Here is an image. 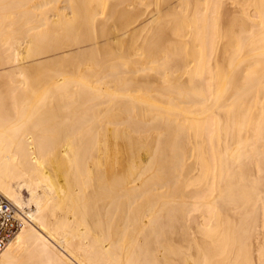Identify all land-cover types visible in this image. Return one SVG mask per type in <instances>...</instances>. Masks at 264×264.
Wrapping results in <instances>:
<instances>
[{
	"label": "bare ground",
	"instance_id": "obj_1",
	"mask_svg": "<svg viewBox=\"0 0 264 264\" xmlns=\"http://www.w3.org/2000/svg\"><path fill=\"white\" fill-rule=\"evenodd\" d=\"M0 196V264H264V0H0Z\"/></svg>",
	"mask_w": 264,
	"mask_h": 264
},
{
	"label": "built area",
	"instance_id": "obj_2",
	"mask_svg": "<svg viewBox=\"0 0 264 264\" xmlns=\"http://www.w3.org/2000/svg\"><path fill=\"white\" fill-rule=\"evenodd\" d=\"M27 215L7 198L0 196V252L17 235Z\"/></svg>",
	"mask_w": 264,
	"mask_h": 264
},
{
	"label": "rangeland",
	"instance_id": "obj_3",
	"mask_svg": "<svg viewBox=\"0 0 264 264\" xmlns=\"http://www.w3.org/2000/svg\"><path fill=\"white\" fill-rule=\"evenodd\" d=\"M150 18H152V19H150ZM150 20H153V17H149V18H148V21H150ZM70 52L72 53L73 51H70ZM64 54H65V52H62V53H59L58 56H62V55L64 56ZM67 54H68V53H67ZM50 58H51L50 56H49V57L46 56V58H45V57H43L42 59L40 58L39 61H41V60L43 61V60H46V59L49 60ZM34 61H35V60H34ZM34 61H33V62H34ZM36 61H37V60H36ZM36 61H35V62H36ZM27 64H28V63H27ZM4 70H8V69L5 68Z\"/></svg>",
	"mask_w": 264,
	"mask_h": 264
}]
</instances>
